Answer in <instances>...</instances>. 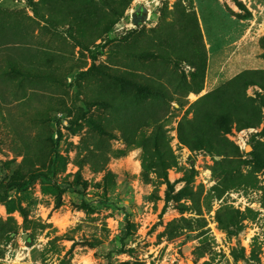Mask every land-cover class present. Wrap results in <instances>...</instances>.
I'll return each instance as SVG.
<instances>
[{
  "label": "rangeland",
  "instance_id": "obj_1",
  "mask_svg": "<svg viewBox=\"0 0 264 264\" xmlns=\"http://www.w3.org/2000/svg\"><path fill=\"white\" fill-rule=\"evenodd\" d=\"M260 70L264 0H0V264H264V91H247L259 125L223 99L200 145L175 141L199 101ZM143 85L172 98L166 174L144 170L151 129L128 147L115 124L113 101L160 109ZM66 183L81 194L60 198Z\"/></svg>",
  "mask_w": 264,
  "mask_h": 264
},
{
  "label": "trees",
  "instance_id": "obj_2",
  "mask_svg": "<svg viewBox=\"0 0 264 264\" xmlns=\"http://www.w3.org/2000/svg\"><path fill=\"white\" fill-rule=\"evenodd\" d=\"M252 86H258L264 91V71L243 72L225 87L217 90L216 92H220L218 96L215 97V95H210L199 101L194 106L196 108L194 118L189 119L187 115L179 126L178 140L180 143L182 142L185 145H189L197 142L200 145L201 136L204 137L205 130L209 127V125L218 120L214 114L218 113L220 119L229 117V110L227 109L229 105L226 107V104L230 103H232L236 109L238 106L237 112H240V110L243 109L244 117L236 121L240 127L247 128L259 125L258 122L261 120V115L249 110H258L255 106V101L247 97V91ZM139 88L143 89V91L147 93L149 97V99H147L148 101L151 100L154 102L160 100L163 102L158 105L160 109L154 110L153 108H150L133 113L132 110L129 109L130 106L127 101L123 99H121V101H113L111 104L116 116L115 124L121 133L122 143L128 147H132L137 144L141 131L151 129L149 136L144 140L141 146L143 151V163L150 164L149 166H145L144 170L149 172L155 167H160L157 170V173L161 174L164 172L166 174V172L176 163L175 156L170 145L168 131L163 123V119L166 118L169 113V102L172 98L166 99L167 94H164V92L159 88L154 89V86L151 85H143ZM259 98L261 100V105L264 107V97L260 96ZM223 99H225L226 104L224 101L220 102V100ZM151 104L152 102L148 105ZM151 107L154 106L151 105ZM159 110L161 111L159 112ZM258 118L259 120H257ZM256 120L257 124L255 123ZM226 122H228V119ZM226 122H223V124ZM233 123H226L224 127L225 131H223V133L226 134V132H230L231 125ZM200 147L204 146L201 145ZM212 147H214L220 155L227 151L225 145L221 143L213 145ZM263 147L264 146H262V148ZM106 163L107 162L105 161L103 165L105 166ZM79 176L80 174L77 175L78 179ZM39 178L49 179L50 177L41 174L34 175L31 183ZM26 185H28V183H26ZM79 187L80 185L78 183H66L64 187L58 189L60 192V198L61 194L67 192L68 190H76V192L81 194V190L78 189Z\"/></svg>",
  "mask_w": 264,
  "mask_h": 264
},
{
  "label": "water",
  "instance_id": "obj_3",
  "mask_svg": "<svg viewBox=\"0 0 264 264\" xmlns=\"http://www.w3.org/2000/svg\"><path fill=\"white\" fill-rule=\"evenodd\" d=\"M146 21H148V10L145 7H140L133 16V24L140 27Z\"/></svg>",
  "mask_w": 264,
  "mask_h": 264
},
{
  "label": "built area",
  "instance_id": "obj_4",
  "mask_svg": "<svg viewBox=\"0 0 264 264\" xmlns=\"http://www.w3.org/2000/svg\"><path fill=\"white\" fill-rule=\"evenodd\" d=\"M176 140V144H178L177 146H180L181 147V145H180V143H179V141H178V139L177 138H175ZM205 177H206V179H209V175H207V174H205ZM205 182V181H204Z\"/></svg>",
  "mask_w": 264,
  "mask_h": 264
}]
</instances>
